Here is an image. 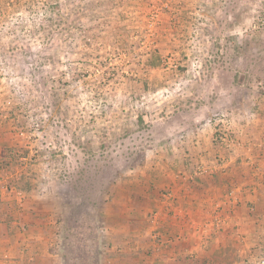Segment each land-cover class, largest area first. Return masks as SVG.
<instances>
[{
    "label": "rangeland",
    "instance_id": "rangeland-1",
    "mask_svg": "<svg viewBox=\"0 0 264 264\" xmlns=\"http://www.w3.org/2000/svg\"><path fill=\"white\" fill-rule=\"evenodd\" d=\"M259 17L264 0H0V108L15 87L32 125L1 144L0 264H62L68 196L98 203L101 264H264Z\"/></svg>",
    "mask_w": 264,
    "mask_h": 264
},
{
    "label": "trees",
    "instance_id": "trees-1",
    "mask_svg": "<svg viewBox=\"0 0 264 264\" xmlns=\"http://www.w3.org/2000/svg\"><path fill=\"white\" fill-rule=\"evenodd\" d=\"M0 48L3 49L6 48V41L1 34H0ZM117 77L118 76L116 74L115 75L111 74V75H107L103 79L105 81H109V80L116 81ZM147 84H148V80L140 79L137 81L138 87L141 88L146 86L144 90H148ZM16 92L17 91L15 87L8 90L7 95L13 94L12 96L14 99L13 101L9 100V102L10 101L11 102L8 103V105L4 109L0 108V127L1 129L2 128L7 129L5 132L0 133L2 134L3 137L2 139H0V160L2 163H5V161H3L4 158H8V156H6L7 154L5 152V149L1 146L2 140L6 144L5 148H7V144L8 143L10 144L12 139L8 130L9 131L15 130V132L13 133V135L15 136L17 133H19L18 131L24 130L25 132H27L30 129V127H32L31 123H29L30 117L26 115L27 110L21 108L22 105L20 104V101L17 98ZM56 100L57 103L60 101L59 98H56ZM18 114L21 116H18ZM139 122L142 123L143 122L142 119L139 118ZM8 149L9 152H11L15 148L9 145ZM17 152L18 153L21 152L23 153V155H25L26 151L22 149H18ZM45 160L49 161L47 157L45 158ZM58 162L59 161H57V163ZM136 180L138 181L139 179ZM84 182L85 181H82L80 184H78L77 181L75 185L72 184L73 189H75V192L78 193L79 190L84 189L82 188L81 185L82 183L84 184ZM157 190L160 192H164V190L162 191L161 187H159ZM70 198H71L70 196L66 198L69 207L67 213L64 214V220L62 222L58 221L56 224L58 228H60L57 234H61L60 236H61V243L63 249L61 253V258L63 261L62 264H101V260L104 257L103 256L104 249L106 248L105 246L101 245V241L104 238H100L98 236L96 227L94 223L90 220L91 216L94 215L93 213L97 211L99 207V206L97 207L98 203L94 201L92 202L91 206L87 205L86 208L83 209L82 206L79 203H77L76 200ZM71 206H73V209ZM257 257L258 256H256V258ZM250 264L253 263L250 262Z\"/></svg>",
    "mask_w": 264,
    "mask_h": 264
},
{
    "label": "built area",
    "instance_id": "built-area-1",
    "mask_svg": "<svg viewBox=\"0 0 264 264\" xmlns=\"http://www.w3.org/2000/svg\"><path fill=\"white\" fill-rule=\"evenodd\" d=\"M257 24V26H256ZM252 28L255 30L256 28L261 29L264 32V17H259L257 23Z\"/></svg>",
    "mask_w": 264,
    "mask_h": 264
},
{
    "label": "crops",
    "instance_id": "crops-1",
    "mask_svg": "<svg viewBox=\"0 0 264 264\" xmlns=\"http://www.w3.org/2000/svg\"><path fill=\"white\" fill-rule=\"evenodd\" d=\"M263 50H264V48H263ZM205 247H206V246H204L203 248H205ZM203 248H202V249H203ZM231 260H232V259H231ZM216 261H217V264H218V263H221V262H222V259L219 258V259H216Z\"/></svg>",
    "mask_w": 264,
    "mask_h": 264
}]
</instances>
